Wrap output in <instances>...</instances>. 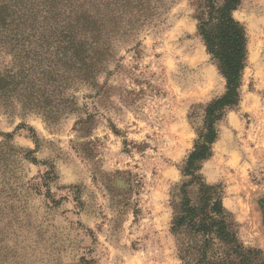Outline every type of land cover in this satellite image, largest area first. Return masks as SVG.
<instances>
[{
  "label": "rangeland",
  "instance_id": "374dc122",
  "mask_svg": "<svg viewBox=\"0 0 264 264\" xmlns=\"http://www.w3.org/2000/svg\"><path fill=\"white\" fill-rule=\"evenodd\" d=\"M77 1H5L18 21L0 29V52L32 43L20 79L50 103V121L0 108V264H180L173 193L206 106L226 91L198 31L206 0H118L92 85L46 44L60 30L48 24ZM233 16L248 37L240 101L217 122L200 174L222 186L244 243L264 250V0H242ZM11 62L0 53V75Z\"/></svg>",
  "mask_w": 264,
  "mask_h": 264
},
{
  "label": "trees",
  "instance_id": "16d2710c",
  "mask_svg": "<svg viewBox=\"0 0 264 264\" xmlns=\"http://www.w3.org/2000/svg\"><path fill=\"white\" fill-rule=\"evenodd\" d=\"M5 1L0 0V29L13 26L18 21V17L10 18L5 13ZM113 1L78 0L77 3H66L61 7L64 17L56 15L54 23L48 24L49 29H60L55 44H48L47 39L49 49H55L56 56L62 54L63 59L78 66L81 80L89 85L95 78V68L93 71L92 68L96 64V55L104 51L101 40L106 35L104 22L109 10L115 13L121 9L116 7L118 0ZM241 2L206 0L198 14V31L226 79V91L206 106L204 126L183 168L187 178L173 193L171 230L176 237L180 264H264V250L248 246L241 239L232 214L224 206L222 186L209 184L200 174L201 163L212 155L213 144L218 138L217 122L240 101L247 66L248 37L245 26L234 18L233 12ZM53 4L54 1L48 5ZM102 6L103 9L100 8ZM47 11L53 12L52 7ZM22 42L14 50L2 48L0 52L12 56L5 74L0 75V108L14 111L17 104L24 113L39 112L46 121H50V103L41 105L37 94L29 91L30 78L20 79L21 68L25 64L19 62L18 56L32 44Z\"/></svg>",
  "mask_w": 264,
  "mask_h": 264
}]
</instances>
